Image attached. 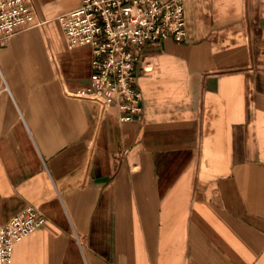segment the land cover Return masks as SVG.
<instances>
[{
  "label": "crops",
  "instance_id": "1",
  "mask_svg": "<svg viewBox=\"0 0 264 264\" xmlns=\"http://www.w3.org/2000/svg\"><path fill=\"white\" fill-rule=\"evenodd\" d=\"M37 23L0 47V225L13 264H264V0H184L186 36L138 47L139 113L78 97L92 48Z\"/></svg>",
  "mask_w": 264,
  "mask_h": 264
},
{
  "label": "built area",
  "instance_id": "2",
  "mask_svg": "<svg viewBox=\"0 0 264 264\" xmlns=\"http://www.w3.org/2000/svg\"><path fill=\"white\" fill-rule=\"evenodd\" d=\"M58 19L69 46L92 48L90 80L71 94L106 105L117 103L124 111L121 121L132 120L142 109L134 72L138 47L186 36L184 0H81ZM35 23L28 0H0V47L2 38ZM44 221L42 213L27 205L0 225V264H13L15 242Z\"/></svg>",
  "mask_w": 264,
  "mask_h": 264
}]
</instances>
